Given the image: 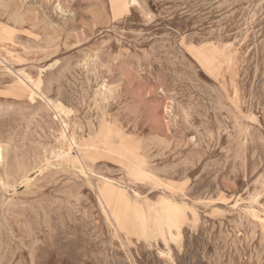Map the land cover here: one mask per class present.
Masks as SVG:
<instances>
[{"label":"rangeland","instance_id":"1","mask_svg":"<svg viewBox=\"0 0 264 264\" xmlns=\"http://www.w3.org/2000/svg\"><path fill=\"white\" fill-rule=\"evenodd\" d=\"M2 14L0 264H264V0Z\"/></svg>","mask_w":264,"mask_h":264},{"label":"bare ground","instance_id":"2","mask_svg":"<svg viewBox=\"0 0 264 264\" xmlns=\"http://www.w3.org/2000/svg\"><path fill=\"white\" fill-rule=\"evenodd\" d=\"M114 3L116 4V8L117 9H120V8H123L124 6H125V0H114ZM18 6H19V4H18ZM14 10H16L15 8H14ZM4 15L2 14V15H0V19H3L2 17H3ZM10 16H12L13 17V15L11 14ZM20 17V16H19ZM4 18H6L5 16H4ZM11 18V17H10ZM18 18V17H17ZM22 17H20V19H21ZM20 19H19V21H20ZM8 20H9V17L7 18V23H9L8 22ZM23 20V19H22ZM27 20V19H26ZM14 21H15V19H14ZM5 23H6V20H5ZM14 23V22H13ZM17 23V22H16ZM18 25H19V23H18ZM5 32H7L8 33V31H5ZM7 42V41H6ZM9 43H10V41H9ZM6 46V45H5ZM8 47V46H7ZM7 47H5V48H7ZM10 47V46H9ZM11 47H12V45H11ZM1 48V47H0ZM4 48V49H5ZM2 50H3V48H2ZM6 50V49H5ZM4 50V51H5ZM8 50V49H7ZM1 54V53H0ZM14 54V53H13ZM20 59H21V57H19ZM39 80V79H38ZM36 82H37V80H36ZM33 86H34V84H33ZM36 87H38L39 86V83H38V86H37V84L35 85ZM49 104V103H48ZM54 107H55V105H53ZM58 107H59V105L57 106V108H55V109H58ZM60 108V107H59ZM69 162V161H68ZM81 168V167H80ZM105 190H106V193L108 194L109 192H113L114 191V188H112L109 184H105L104 185V187H103Z\"/></svg>","mask_w":264,"mask_h":264}]
</instances>
